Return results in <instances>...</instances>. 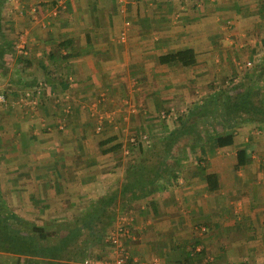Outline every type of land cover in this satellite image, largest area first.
<instances>
[{
	"label": "crops",
	"instance_id": "0c3cea01",
	"mask_svg": "<svg viewBox=\"0 0 264 264\" xmlns=\"http://www.w3.org/2000/svg\"><path fill=\"white\" fill-rule=\"evenodd\" d=\"M2 17L9 40L27 41V55L7 54L0 65V215L22 225L75 229L64 231L70 217L119 193L142 159L131 139L151 133L144 150H164L179 127L169 121L211 102L218 78L230 73L241 84L255 73L262 91L264 0H7ZM188 49L195 65L169 62ZM255 125L235 128L226 149L171 146L176 176L120 208L110 229L129 217L131 263L264 264V159L256 156L264 125ZM105 241L70 263L112 261ZM29 260L0 250V264Z\"/></svg>",
	"mask_w": 264,
	"mask_h": 264
},
{
	"label": "trees",
	"instance_id": "16d2710c",
	"mask_svg": "<svg viewBox=\"0 0 264 264\" xmlns=\"http://www.w3.org/2000/svg\"><path fill=\"white\" fill-rule=\"evenodd\" d=\"M7 0H0V65L7 54L15 53V44L5 36L3 27V8ZM169 62H179L188 68L196 64L192 49L175 52L168 57ZM256 75L264 74V65ZM255 73L249 75L241 84L232 85L230 89L220 90L213 96L211 102L194 106L186 115L177 118L178 128L166 138L165 149L155 151L144 150L138 142V153L142 155L139 163L131 164L127 177L119 193L108 199H102L88 211L75 220V229L62 233L49 231L30 223L22 225L21 219L14 215H0V250L30 258V264H71L80 263L83 256L84 243L103 242L115 224L120 208L127 210L137 198H146L151 194V188L158 180L175 177L176 172L169 164L172 158L171 146L187 141L194 151L203 144H210L212 150H220L235 145L234 129L243 123L264 125V95ZM255 79V80H254ZM247 116V117H244ZM121 145L107 152H116ZM242 153L241 165L245 162ZM173 167V168H172ZM207 182L210 191L220 188L218 176L208 175ZM19 223L15 228L13 223ZM24 226L27 231H23ZM83 244V245H82Z\"/></svg>",
	"mask_w": 264,
	"mask_h": 264
},
{
	"label": "built area",
	"instance_id": "2783aa9c",
	"mask_svg": "<svg viewBox=\"0 0 264 264\" xmlns=\"http://www.w3.org/2000/svg\"><path fill=\"white\" fill-rule=\"evenodd\" d=\"M124 3V1H121ZM17 52L20 55H27V41L24 36H20L18 40V44L16 46ZM250 66V63L248 64ZM3 97H0V102H3ZM178 117L175 118L177 120ZM149 140V136L145 133L139 134L137 137H133L131 139V143L133 145H137L140 141L142 144H145ZM131 216V214H129ZM121 221L122 225L117 227L116 230H113L109 233V236L106 238V243L111 246L114 250L115 259L112 261H103L99 259H87L84 261V264H134L130 262L129 252L124 242V237L126 238L129 235V230L127 226L129 225V217H122ZM153 264H159L158 262H154Z\"/></svg>",
	"mask_w": 264,
	"mask_h": 264
},
{
	"label": "rangeland",
	"instance_id": "374dc122",
	"mask_svg": "<svg viewBox=\"0 0 264 264\" xmlns=\"http://www.w3.org/2000/svg\"><path fill=\"white\" fill-rule=\"evenodd\" d=\"M21 36H23V35H21ZM25 38V37H24ZM17 44H18V42H15V47L17 46ZM17 49H15V51H16ZM16 53H18L17 51H16ZM260 63V62H259ZM257 65H255V64H253V66H252V69L251 70H254L255 69V67H256ZM251 73V72H250ZM230 75V73L229 74H227L226 76H222V78L220 77V78H218L217 79V82H216V85L217 86H219V90L221 89V90H224V89H230V87L232 86V84H234V85H238L239 84V81L237 82L236 80L237 79H239L240 77H236V75L235 76H229ZM233 77H236V78H233ZM241 79V78H240ZM239 79V80H240ZM261 87H262V93H263V95H264V83H261ZM184 111V113L186 112V111H188V109H187V107L186 108H184V109H179V110H177V111H179L178 113H176L177 115L178 114H180V112L181 111ZM183 113V114H184ZM164 121V120H163ZM169 125H170V127H176L177 126V122H176V120H174V122H172L171 120L169 121ZM256 127H258V124H256L255 125ZM146 130V129H145ZM258 132V131H257ZM261 134L259 135V134H257V136H260V137H264V129H262L261 128ZM143 133V132H142ZM145 134H147L146 132H144ZM150 134V137H149V140L147 141V142H145V146H149L150 144H153L154 143V141L155 140H153V139H155V137L154 136H151V133H149ZM148 135V134H147ZM254 134H252V135H250L251 137L253 136ZM256 135V134H255ZM149 136V135H148ZM153 140V141H152ZM182 144H184V145H186L187 144V141L185 142V141H183L182 142ZM257 156V158H259V159H264V155H256ZM134 159H136V158H134ZM134 159H132V160H134ZM139 159H141L140 157H139ZM129 160V159H128ZM131 160V159H130ZM75 219H77V217L75 218V217H70V222L71 223H73L72 225H66V226H64L65 227V229H64V231H69V229H71L70 227H72L73 225H75L74 223H75ZM97 244H100L99 242H93V241H91V242H89V243H84V245L82 246L83 248L85 247V252L87 253V251L86 250H88L91 246L93 247V245H94V247L95 248H93L94 249V251H98V248H96V247H99V245H97ZM87 247V248H86ZM95 253V255H97V253L96 252H94ZM88 257V256H87ZM86 258V257H85Z\"/></svg>",
	"mask_w": 264,
	"mask_h": 264
}]
</instances>
